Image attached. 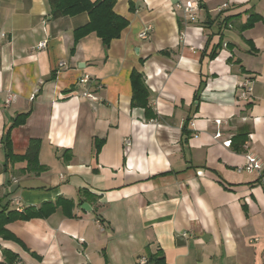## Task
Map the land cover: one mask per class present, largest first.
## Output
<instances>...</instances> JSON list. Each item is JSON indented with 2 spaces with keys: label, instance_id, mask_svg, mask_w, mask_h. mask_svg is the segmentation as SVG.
I'll use <instances>...</instances> for the list:
<instances>
[{
  "label": "crops",
  "instance_id": "1",
  "mask_svg": "<svg viewBox=\"0 0 264 264\" xmlns=\"http://www.w3.org/2000/svg\"><path fill=\"white\" fill-rule=\"evenodd\" d=\"M50 11L0 0V211L53 207L6 225L16 241L0 238V264L3 251L9 264H152L158 252L161 264H264V169L239 170L248 154L264 165V0H115L128 24L107 49L95 34L74 41L86 13ZM133 71L150 112L131 104ZM23 114L12 151L39 140L37 173L5 162ZM236 135L240 151L224 144Z\"/></svg>",
  "mask_w": 264,
  "mask_h": 264
},
{
  "label": "trees",
  "instance_id": "2",
  "mask_svg": "<svg viewBox=\"0 0 264 264\" xmlns=\"http://www.w3.org/2000/svg\"><path fill=\"white\" fill-rule=\"evenodd\" d=\"M50 15L52 19H58L62 17H73L82 13L88 15V22L84 26H81L73 31L74 41L78 42L82 38L95 34L98 37L102 45L107 49L113 40L120 37L121 32L127 27L128 22L126 19L118 16L114 12L115 0H96L91 2L90 0H47ZM259 18L252 15L248 21L243 25V29H247L253 26V24ZM215 54L212 52L211 56ZM132 96L131 104L133 107L144 108L148 112V90L144 84L142 75L136 71H133L130 76ZM150 112V111H149ZM27 117V114L18 115L13 121L11 127L4 133L2 138V148L5 154V162L11 163L16 161H26V170L31 172H39L42 167L38 164L37 156L40 149V141L33 139L29 142L24 156L19 157L14 155L12 151V145L10 140V130L13 127L22 125ZM189 119H186L183 133L188 134L187 126ZM246 136L236 135L231 139L230 145L235 151H240L241 146L245 143ZM53 207H47L43 205L38 209L28 208L18 213V211H7L3 209L0 211V238L4 240L16 241V239L5 229L6 225L16 221H27L33 218H40L47 216ZM4 263H12L16 256L8 251H3ZM152 264H161L163 257L160 252L157 255L152 256ZM154 259V260H153Z\"/></svg>",
  "mask_w": 264,
  "mask_h": 264
},
{
  "label": "built area",
  "instance_id": "3",
  "mask_svg": "<svg viewBox=\"0 0 264 264\" xmlns=\"http://www.w3.org/2000/svg\"><path fill=\"white\" fill-rule=\"evenodd\" d=\"M180 7V6H178ZM182 8V7H180ZM186 16H188L187 18L190 19L191 21L194 20L195 18V11L198 10V6L195 4V3H191L189 5H186V7L183 8ZM151 30V27H147L145 28L141 33H139L140 35V38L141 39H146L147 38V35H148V32ZM46 47V41H42L38 44L37 48L39 50H42ZM60 66H63V64H60ZM88 77L87 75L83 76L79 82L81 84H86L88 82ZM241 89H242V97L243 98H247V96L250 94V92L252 91V87H251V83L248 79H246L241 85ZM85 96L89 97V98H92V99H95V97H93L92 95L90 94H84ZM11 101V97H7L6 99V102L5 104L8 105ZM216 125H221L222 122L221 121H215L214 122ZM222 136L221 133H216L214 135V138L217 139V138H220ZM130 141L128 139H125L124 140V145L126 147H129L130 146ZM225 147H230V142H225ZM264 169V165L262 164L261 160L252 155V154H248L245 156L244 158V163L242 165V167L239 168L240 171H244V172H247V173H258L260 174L261 171Z\"/></svg>",
  "mask_w": 264,
  "mask_h": 264
},
{
  "label": "water",
  "instance_id": "4",
  "mask_svg": "<svg viewBox=\"0 0 264 264\" xmlns=\"http://www.w3.org/2000/svg\"><path fill=\"white\" fill-rule=\"evenodd\" d=\"M81 209H83L84 211H90V208H89V206L86 204V203H83L82 205H81Z\"/></svg>",
  "mask_w": 264,
  "mask_h": 264
}]
</instances>
